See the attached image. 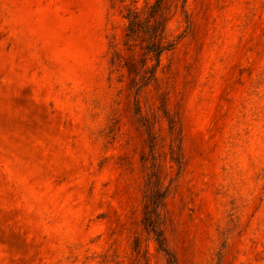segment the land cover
<instances>
[{"label":"rangeland","instance_id":"obj_1","mask_svg":"<svg viewBox=\"0 0 264 264\" xmlns=\"http://www.w3.org/2000/svg\"><path fill=\"white\" fill-rule=\"evenodd\" d=\"M154 1L0 0V264H136V237L166 264L140 226L146 135L109 64L126 10ZM186 11L194 33L178 8L139 102L162 137L168 248L178 264H264V0Z\"/></svg>","mask_w":264,"mask_h":264},{"label":"trees","instance_id":"obj_2","mask_svg":"<svg viewBox=\"0 0 264 264\" xmlns=\"http://www.w3.org/2000/svg\"><path fill=\"white\" fill-rule=\"evenodd\" d=\"M123 2V0H120ZM187 0H155L152 4L144 6L142 9L129 8L123 16L125 20L122 49H117L110 45V71L125 70L126 88L132 97L134 105V115L137 123L143 129L148 147V158L143 159V168L146 173L145 190L143 195V210L140 220L141 230L147 235H152L158 251L166 256V264H178L177 258L168 248L166 230L169 225L168 212L166 211V199L169 189L163 185L160 172V165L154 160L158 141L162 137L153 129L156 117L148 118L140 113L139 102L142 95H147V88L156 81L155 71L160 65V58L164 53L171 51L176 45L175 41L166 39V27L168 22L175 15L179 8L184 16L188 33H194L195 22L186 11ZM161 111L169 125L168 130L173 136L174 142H180L177 152L171 160L177 165L178 170L182 165L183 152H181L182 136L180 134L182 119H171L169 117V97L164 92L160 94ZM178 126V132L175 126ZM114 126V125H113ZM110 126V128H113ZM108 128V130H110ZM175 133H173L174 131ZM180 131V132H179ZM170 150L172 146H170ZM173 155V153H171ZM138 236V235H136ZM139 237L134 240L133 252L135 263L141 261L149 264L147 252L141 251ZM115 264H119L118 256L113 254ZM102 263L110 264L108 256L105 255Z\"/></svg>","mask_w":264,"mask_h":264}]
</instances>
